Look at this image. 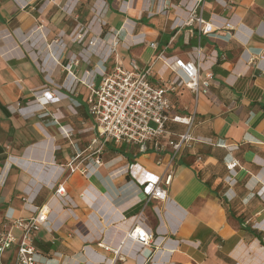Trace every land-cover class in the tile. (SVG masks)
<instances>
[{"label": "crops", "instance_id": "1", "mask_svg": "<svg viewBox=\"0 0 264 264\" xmlns=\"http://www.w3.org/2000/svg\"><path fill=\"white\" fill-rule=\"evenodd\" d=\"M192 4L0 0V234L12 228L11 215L30 218L34 207L48 204V223L35 239L43 264H264V0H205L203 16L216 25L231 21L232 36L202 34L186 24ZM77 27L86 38L96 34L101 40L92 46L76 42L70 35ZM114 40L124 65L135 59L142 69L151 67L159 85L173 82L167 63L175 57L199 58L201 76L214 75L207 94L197 97L185 85L169 92L177 114L197 111L195 133L214 144L196 143L183 155L165 201H148L164 170L152 149L142 153L108 143L99 172L86 177L61 170L92 138L81 83L78 94L49 104L47 111H19L35 90L66 93L71 80L87 79ZM73 55L79 62L69 73ZM115 64L113 55L106 66ZM55 118L75 128L71 139L60 134ZM231 160L238 162L233 186L227 182ZM61 184L67 198L55 193ZM135 224L154 233L158 243L142 247L128 237ZM15 257L16 246L0 255V264H13Z\"/></svg>", "mask_w": 264, "mask_h": 264}, {"label": "built area", "instance_id": "2", "mask_svg": "<svg viewBox=\"0 0 264 264\" xmlns=\"http://www.w3.org/2000/svg\"><path fill=\"white\" fill-rule=\"evenodd\" d=\"M193 4L188 7V20L186 24L195 25L200 33L211 35L226 31L232 36L231 31L235 25L231 21L216 25L203 16L205 0H192ZM166 8L162 9V12ZM98 14V13H97ZM97 14L93 18H97ZM93 20V19H92ZM105 23V22H104ZM80 29V30H78ZM82 27H77L70 37L79 43H86L87 46L96 45L101 38L100 35H93L86 38V33L81 32ZM224 35V34H223ZM63 39H59L62 43ZM65 45V44H63ZM118 40H114V45L110 48L107 56L101 59V66L91 71L87 79L75 78L68 85H64L67 92L63 93L59 88L43 87L34 91V99L26 106L20 107L19 111L26 108L37 111H47V106L62 98H67L72 94H78L77 84L81 83L88 90L85 98L89 115L92 119L89 131H92L90 144L75 152L69 161L61 166V170L71 173L80 172L86 177L91 176L92 170L99 172L101 167H105L102 155L108 143L119 145L136 146L142 153L152 151L159 154L157 163L164 166L163 173L159 180L153 185L148 196L150 200L165 201L168 198L167 188L172 184L175 165L196 143L214 144L210 139H203L196 133L198 125V114L194 110L188 116L177 114L174 103L169 94L175 85L188 87L198 97L200 94H207L213 83L214 75L209 72L204 77L201 76L202 63L199 58L184 60L175 57L173 61L167 63L175 73L171 85H159L152 81V68L142 69L135 59H132L129 66H125L122 57L116 50ZM153 47L156 42H151ZM200 49V48H199ZM116 56V64L108 69L106 62L111 56ZM79 62V58L73 55L66 68L71 73V69ZM76 77V76H75ZM98 79V81H97ZM78 81V82H77ZM72 115L77 114L75 107H68ZM60 124V134L67 139H71L75 134V128L61 125V118H55ZM172 124L184 125L183 130L172 128ZM223 146V143H217ZM168 155L165 159L163 155ZM95 155L94 158H92ZM238 165L236 160L227 163L230 171L227 182L230 186L236 184L235 168ZM56 195L68 197L63 184L55 190ZM34 215L30 218L12 219V228L21 231L17 236L12 228L0 234V255L6 250L16 246V257L13 264H43L42 256L35 245L37 233L45 227L49 220L50 206L44 204L34 207ZM128 237L137 241L142 247H149L158 243L154 233L150 232L141 224H135L128 232ZM106 250L116 254L118 249L110 245L103 244Z\"/></svg>", "mask_w": 264, "mask_h": 264}, {"label": "rangeland", "instance_id": "3", "mask_svg": "<svg viewBox=\"0 0 264 264\" xmlns=\"http://www.w3.org/2000/svg\"><path fill=\"white\" fill-rule=\"evenodd\" d=\"M57 8H58V6H57ZM59 9V8H58ZM104 22V21H103ZM102 36V35H101ZM97 81H98V79H97ZM86 88L83 90L84 91V96H86L87 95V92H86ZM85 102V101H84ZM85 104V107L87 108V105H86V103H84ZM90 121H92V119H90Z\"/></svg>", "mask_w": 264, "mask_h": 264}, {"label": "trees", "instance_id": "4", "mask_svg": "<svg viewBox=\"0 0 264 264\" xmlns=\"http://www.w3.org/2000/svg\"><path fill=\"white\" fill-rule=\"evenodd\" d=\"M85 101V100H84ZM173 125V124H172ZM178 125H182V124H178ZM184 127V125H182V128ZM172 128H174L173 126H172ZM182 128H181V130H182ZM174 129H176V128H174ZM176 130H179V129H176ZM119 150H123V149H119ZM261 241H262V244L264 245V241L261 239Z\"/></svg>", "mask_w": 264, "mask_h": 264}]
</instances>
